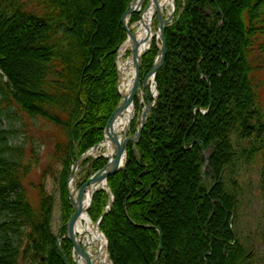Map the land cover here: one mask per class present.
I'll use <instances>...</instances> for the list:
<instances>
[{
	"label": "trees",
	"instance_id": "obj_1",
	"mask_svg": "<svg viewBox=\"0 0 264 264\" xmlns=\"http://www.w3.org/2000/svg\"><path fill=\"white\" fill-rule=\"evenodd\" d=\"M132 1H119L110 45L95 59L96 48L90 43L97 35L90 29L97 23L94 17L83 22L78 0H0V264H65L52 227L55 198L48 182L57 192L65 221L73 211L66 195L71 163L100 143L120 102L115 60L126 39L122 16ZM176 7L174 19L165 27L167 52L155 72L158 97L140 140L127 145L123 168L107 178L113 202L101 216L99 228L107 239L109 259L112 264H154L161 236L156 264H175L179 252H166L174 236L166 233L158 209L177 199L183 178L192 191L186 205L193 231L184 236L190 246L188 256L183 255L186 262L224 264L220 245L234 240L228 245L226 264H264V258L248 254L240 240L237 210L243 189L233 175L243 164L257 163L264 232V0H176ZM139 14L132 13L130 20L138 21ZM4 32L7 38L2 37ZM81 33L83 40L77 45L83 47L77 58L81 68L76 75L70 66L74 58L70 38ZM22 38L40 44L5 53L4 40ZM56 39L66 45L61 54L54 48ZM152 41L141 59L142 75L158 53ZM93 69L95 73H90ZM98 74L102 94L88 86V81L99 80L94 78ZM78 75L82 77L79 95ZM238 79L242 91H228L225 105L222 83L227 88ZM134 103L140 108L138 99ZM136 125L134 119L131 133ZM193 140L198 142L190 146ZM215 140L217 149L209 156L206 172L216 183L207 196L208 184L200 177L201 150ZM46 145L51 149L44 151ZM105 162L101 155L84 158L80 164H88L89 170L80 184ZM193 198L198 200L192 202ZM108 200L105 189L97 190L88 210L90 218L98 219ZM211 201L214 213L209 225L201 226ZM119 222L151 242L145 256H121L113 239V227ZM154 225L160 227V236ZM65 231L60 228L62 250L74 264ZM219 234L225 235L223 241Z\"/></svg>",
	"mask_w": 264,
	"mask_h": 264
},
{
	"label": "rangeland",
	"instance_id": "obj_2",
	"mask_svg": "<svg viewBox=\"0 0 264 264\" xmlns=\"http://www.w3.org/2000/svg\"><path fill=\"white\" fill-rule=\"evenodd\" d=\"M119 1L120 0H78V4H79L78 8L82 9L83 11V14H82L83 22H87L90 17L92 19L94 17L95 22L98 24V25L96 24L92 26V28L90 29V31L93 34L96 33L95 35H97V37L94 38L95 39L94 44L91 42L92 40L90 41L91 42L90 44L92 46H95L96 48L94 52V54H96L95 59L99 55H101L104 51H106L107 47H109L110 45V40H111L112 33H113L112 30H115V27H114L115 24L112 27L111 26L109 27L110 18L111 20L112 19L115 20V13L113 11V8L111 9L110 7H112V5H114L115 3H119ZM227 2H230V1H227ZM211 8L212 7L209 5L206 6V9L209 11L212 10ZM218 11L220 12L219 9ZM166 12L167 10L163 9V13H166ZM128 18H129V15L127 16V20ZM136 24L137 23L130 24L128 20L126 27L133 29ZM155 26H156V20L154 19L153 27ZM6 36H7V33L4 32L2 34V37L7 38ZM70 39H71L70 43L74 41L76 44L75 45L73 42L72 43L73 47L70 48V51L73 52V55H74V58L72 59L70 66H72V69L75 70L76 75H77L79 72V69L81 68L77 66L78 64L77 58L80 57V52L83 50V47H80L77 45H79L80 44L79 42L83 40L82 33L80 35L74 34L73 36H71ZM54 43H55L54 48L56 52L59 54L63 53L64 50L66 49L65 47L66 45H62L63 42L57 39L54 40ZM1 44L3 45L2 46L3 50L5 51V53H7L9 51L19 50V48H21V45L27 47V46L40 44V42L31 41L30 43H27L22 38L20 41L18 40L11 41V39H9L8 41L4 40ZM90 44L88 45L89 47H90ZM83 45L85 46L86 44H83ZM21 70L22 69H20L18 73L21 72ZM90 73H95V69L91 70ZM98 77H99V80L97 79ZM77 78H78L77 88H78V95H79L80 93L79 85H81L82 77H79L78 75ZM94 78L97 79V81H95L94 83H90V81H88V84H89L88 86L91 87L92 90L96 94L104 93V88L100 86L101 84L100 82L102 78L99 76V74L95 76ZM206 80L208 79L206 78ZM222 85L224 86L223 87L221 86V90H222L221 92H224V95L226 94L224 96V98L226 97L224 99L225 105L227 104L230 98L228 91L236 92V93H239V91H242V86L240 84L239 79L236 80L235 83H233V86H228L226 88L225 84L222 83ZM24 87H26V85ZM136 109L134 111L135 113H136ZM21 117L25 123H28V120L23 113L21 114ZM128 134H130V132H128ZM215 142L216 140L213 141L208 146H203L201 150V155H202V158H204V160H203V164L200 167L201 169L200 177L205 182H207L208 188H209L211 180H208L209 175L206 172L207 169H204L203 167L206 166L208 168L209 159H210L209 156L211 155L213 151L217 149V147L215 146ZM47 148L48 150H50L51 146L46 145V148L44 149V151ZM101 149L102 148H100L99 152L101 151ZM45 160H46V155L44 154V158H43V161L41 162V165L44 164ZM88 170H89L88 164L85 166H82L81 164H79V167L76 171L77 176L75 180V186L77 189L79 188L78 185L80 184V182L85 178ZM258 172H259V167L257 163L250 162L247 164H243L241 166V169L238 171V173H234L233 175L237 174L235 175V179L238 180L239 184H241L242 189H243V197L240 198L241 201H240L239 208L237 210L238 211L237 230L240 236V240L242 241V243H244V246H246L247 250L250 252V254L254 256V258L263 259L264 258V243H263L264 242L263 241L264 232H263V226H262L263 221L261 219L262 199L260 197L258 183H257V180H259ZM179 181L181 185V193H178L176 200L167 199L168 201L166 203H163L164 205L160 209H158V213L159 215H161L160 218L163 221V225L165 226L164 229L166 233L171 231L172 235L174 236L173 244H171L170 249L168 248L166 252L174 253L175 251L176 253V251H178L179 254H177V257L179 258L177 260H174V263L175 264H188L186 262V258L183 257V255L188 256L187 251H189L190 246L189 244H186L185 242L186 239L184 238V236H188V233L190 234L191 232H193L190 228L191 226H190V222L188 219L189 213L186 209V205L188 203L187 201L189 200L190 197H192V191L191 189H189L188 185L184 183L183 178L180 179ZM215 183L216 181L213 182L214 185ZM48 187L50 190L53 191L54 198H55V204L53 207L54 211L52 215V220H53L52 227H53V230L57 231L60 225L64 222V219L62 217L60 208L58 206L59 197L57 195V192L54 190V187H52L51 182H48ZM211 199L216 201V197L211 196ZM196 200L198 199L193 198L192 202H195ZM211 202L213 205V201ZM214 208H215L214 205L210 208V210L208 211L209 213L208 216H206V214H203V216L201 217L202 218L201 226L202 224H205L206 227L209 225L208 220L212 217L214 213L213 212ZM204 210L207 211L208 208ZM197 216H200V215L197 214ZM185 220L187 221V223ZM230 222H232V219H230ZM155 227L156 228L158 227L160 229L159 226H155ZM229 227H231L230 224H229ZM113 228L115 231V233L113 234V239L115 240V246H117V249H120V253L123 258H127V257L138 258L140 256H145L148 253L150 246H151L150 245L151 242H149V240H147V238H145L142 234H139L138 232L133 231L130 227H127L126 223L124 224L123 222H119L115 224ZM231 229L233 228L231 227ZM159 236H160V233H159ZM217 236L219 240L223 241V238L225 235L223 236L219 234ZM159 242H161V237H160ZM233 242L234 240H231V241L228 240L227 242L223 241L221 243L222 245H220V251L222 250V255L225 256L223 259L224 264H226L228 260L226 257L227 252L230 251L228 248V245ZM161 250H162V247H161ZM201 253H203V251H201L200 254ZM204 253L208 254L206 253V251ZM204 257L205 259L207 258V256L205 255L203 256V258ZM194 259H195L194 261L197 260L196 257ZM106 261H110L108 260V257H106ZM196 263L199 264L198 261H196L195 264ZM154 264H155V260H154Z\"/></svg>",
	"mask_w": 264,
	"mask_h": 264
},
{
	"label": "bare ground",
	"instance_id": "obj_3",
	"mask_svg": "<svg viewBox=\"0 0 264 264\" xmlns=\"http://www.w3.org/2000/svg\"><path fill=\"white\" fill-rule=\"evenodd\" d=\"M159 3L160 8L166 9L167 12H170L172 9V0H159ZM139 4L140 0H137L136 2L131 3V8H137ZM118 5V3H115L112 5V7H110L111 9L113 8L115 16L119 12ZM153 17V8L151 5H148L146 8H144L138 23L133 29H130L131 34H128L127 38L119 47V57L117 61L119 75L118 86L122 100L128 97L133 87L132 84L134 81V70L136 64L141 62L142 53L149 48L148 45L150 46L151 39L156 37L158 34L157 28L153 27ZM112 20L110 18L109 27H112L115 23V21ZM152 88L153 93H155L153 86ZM139 90L140 88L138 91ZM138 91L136 93H138ZM134 111L135 107L133 101H131V103L127 104L123 110H121L112 118L113 120L107 129L108 132L103 142L100 144V148H102L101 152H104L108 158H111L114 153V147L122 142L121 138L128 132L126 127L132 121V117L135 113ZM203 168L206 169V166ZM208 180L211 181L207 190V196L210 195L211 189L214 186V180H212V178H209ZM69 186L70 191H72L74 201L78 203L80 200V204L83 207L79 215L76 217L77 220L74 226V229L77 233L76 240L82 245L89 261H91L93 264H107L104 250L105 239L101 234H99L97 228L92 224L85 211V206L89 203L91 198V191L102 188V186H104V179L102 178L94 181L91 183V188L90 186L86 187L81 194L77 189L72 190L73 186L71 183H69ZM160 243L161 242H159V244ZM74 259L76 260L77 264H84L81 255L76 251L74 252Z\"/></svg>",
	"mask_w": 264,
	"mask_h": 264
},
{
	"label": "water",
	"instance_id": "obj_4",
	"mask_svg": "<svg viewBox=\"0 0 264 264\" xmlns=\"http://www.w3.org/2000/svg\"><path fill=\"white\" fill-rule=\"evenodd\" d=\"M142 2V0H140V3ZM174 4V3H173ZM148 5H151L152 8H153V11L156 15V19H157V28H158V37L159 39L161 40V44L159 46V49H158V54L155 58V60L153 61V65L151 67V69L146 73L147 75L142 79L141 78V74H140V67H141V63H137L136 66H135V70H134V81H133V87L131 89V92L130 94L128 95V97L124 98L120 104L116 107V109L113 111V113L110 115V118H109V121L108 123L106 124V126L104 127V138L108 132V127L110 126L111 122H112V118L118 114L121 110H123L125 108V106L129 103H131V101H133L135 95H136V92L138 91V89L140 88V90L143 92V90L147 87V84H148V79L149 77H153L155 76V72L158 68H160L163 64V60L165 58V55H166V40H165V26L171 21V17L173 16V12H174V9L175 7L173 6V9L172 11L170 12V14H168L167 16L163 17L162 14H161V8H160V4H159V0H148L145 7L146 8ZM134 11H137V9H134V8H131L129 7V10H127V12L124 14V16L127 15V13H131V12H134ZM125 27V30L127 31L128 34H131V31H129L128 28ZM149 46V45H148ZM144 53V52H143ZM142 53V54H143ZM141 83V85H140ZM144 96H146V92H143ZM153 105V102H149L147 101V103L145 104L144 108L142 109L141 111V114L139 115V124L138 126L136 127V131L135 133H133L132 135L130 136H127L126 134L121 138L122 142L120 144H117L115 147H114V153L113 155L111 156V158H109V160L106 162V164L101 167V169H99L98 171L94 172L90 178H88L84 184V186H82L80 188V194L84 191V189L88 186H90L91 188V183H93L94 181L96 180H99V179H104V183L106 184V181H107V177L112 174V172H115L117 171L118 169H120L123 165V162H122V157L123 155L125 154V149H126V146H127V143L128 142H132V141H138L139 138H140V135H141V132H142V127H143V124L146 120V115L148 113V110L152 107ZM130 124L127 125V129L129 128ZM197 140H193L192 142V145L194 143H196ZM96 146H93V147H90L87 151L83 152L82 154L79 155V157H77L75 159V161H73V165L71 167V170H70V173H69V180L71 181H74L75 179V173H76V170H77V167H78V162L80 159H82L83 157L85 156H88L90 154H93L94 153V150H95ZM108 187V186H107ZM109 189V188H108ZM95 190H92L91 191V198L89 200V203L85 206V210L87 211L92 203V199H93V193H94ZM67 196L69 197V200L71 201L72 203V206L74 208V211L70 214L65 226H66V235L67 237L69 238V240H71L73 242V246H74V249L80 253L81 257H82V260L84 262V264H93L91 261H89L87 259V254L86 252L84 251L83 247H81V245L77 242V240H75V229H74V224L77 220V216L79 215V213L81 212V210L83 209V207L81 206L80 204V200L78 203H76L74 201V197L72 196V194L70 193V191L68 190L67 191ZM112 199H113V196L111 195V198H110V201H109V204L107 205V209L103 211L106 212L109 208H110V205L112 203ZM98 222H96V226L98 228ZM140 226H143V225H140ZM99 230V233H102L100 228H98ZM157 230L159 231L160 233V229L157 228ZM56 245H57V248L59 250V252H62L61 251V246H60V241L56 235ZM161 251V247H160V244L158 246V250L156 251V254H155V264L157 263L158 261V257H159V253ZM63 258H64V263L65 264H68L67 260H66V256L63 254ZM95 264V263H94Z\"/></svg>",
	"mask_w": 264,
	"mask_h": 264
}]
</instances>
